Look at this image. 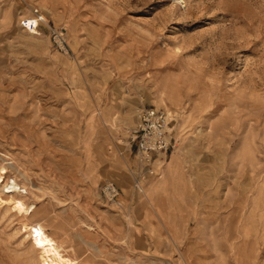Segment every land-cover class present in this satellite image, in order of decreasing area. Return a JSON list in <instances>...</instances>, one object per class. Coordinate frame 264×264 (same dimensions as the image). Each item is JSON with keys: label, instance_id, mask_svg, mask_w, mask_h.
<instances>
[{"label": "rangeland", "instance_id": "obj_1", "mask_svg": "<svg viewBox=\"0 0 264 264\" xmlns=\"http://www.w3.org/2000/svg\"><path fill=\"white\" fill-rule=\"evenodd\" d=\"M180 1L0 0V264H264V0Z\"/></svg>", "mask_w": 264, "mask_h": 264}, {"label": "bare ground", "instance_id": "obj_2", "mask_svg": "<svg viewBox=\"0 0 264 264\" xmlns=\"http://www.w3.org/2000/svg\"><path fill=\"white\" fill-rule=\"evenodd\" d=\"M180 2L184 3V0H181ZM34 21L39 22L38 19H34ZM33 33H36V31ZM15 111H18V110H15ZM2 161H4V158H2ZM8 171H9L8 165L3 162H0V186L5 184L4 183L5 177L7 176ZM132 193H133V190H132ZM0 205L1 206L8 205L15 212H20L23 216L29 214V209L26 203L21 198H14L13 196L4 197L2 194H0ZM23 226H24L23 230L26 231L28 233V236L30 237V242L32 246L38 250V258L42 264H76L77 263L76 259L72 258L70 255H68L65 252L64 248H62V244L60 243V241L57 238H55L53 235L48 233L45 226L41 222H36L35 224L25 223L23 224Z\"/></svg>", "mask_w": 264, "mask_h": 264}, {"label": "built area", "instance_id": "obj_3", "mask_svg": "<svg viewBox=\"0 0 264 264\" xmlns=\"http://www.w3.org/2000/svg\"><path fill=\"white\" fill-rule=\"evenodd\" d=\"M22 25L32 31H37L40 26L39 22L34 19H24ZM171 121L168 113L156 108H141L139 110L138 127L133 132L135 139L139 140L138 152L148 161L152 159L154 152L166 151L169 148Z\"/></svg>", "mask_w": 264, "mask_h": 264}]
</instances>
